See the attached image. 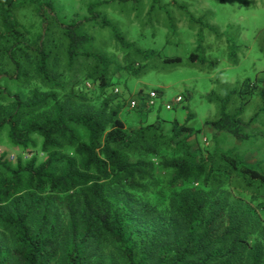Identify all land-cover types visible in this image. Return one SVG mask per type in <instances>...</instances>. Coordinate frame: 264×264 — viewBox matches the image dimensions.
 <instances>
[{"label":"trees","instance_id":"obj_1","mask_svg":"<svg viewBox=\"0 0 264 264\" xmlns=\"http://www.w3.org/2000/svg\"><path fill=\"white\" fill-rule=\"evenodd\" d=\"M24 4L32 5L39 19L38 33L33 36L15 15ZM90 18L93 16L63 24L48 0H0V54L10 65L7 77L17 79L22 74L21 62L28 58L50 88L33 89L28 102L14 94L12 107L5 114L0 111V130H6L12 145L34 146L35 135L41 139L39 150L44 154L39 162L30 156L23 163L17 158L14 166L0 158V204L10 202L12 210L0 209V222L12 228L10 253L0 247V264H91L94 249H87L102 245V241L112 245L122 264H261L260 242H248L246 223L250 226V218L258 217L256 209L264 212V204L257 208L229 205L216 189L231 184L234 177L240 178L243 186L264 188V170L225 151L201 155L196 150L185 157L167 153V147L156 143L160 137L157 123L126 129L117 116L119 105L107 108L102 103L97 111L76 115L66 112L56 88L51 89L44 36L48 26L56 24L71 62L89 40L78 29ZM102 24L109 22L103 18ZM112 30L122 47H131ZM134 51L143 57L151 54ZM84 55L93 61L87 77L104 86L109 61L98 53ZM195 57L188 55L192 60ZM233 92L222 97L218 117L204 122L215 131L243 139L239 111L229 114L223 108ZM259 94L264 101V90ZM141 108L142 112L149 110L141 101L133 109ZM189 117L186 115L184 122ZM181 130L186 135L197 133L186 124H173L171 135ZM155 167L170 172L164 188L170 191L167 209L157 210L156 204L139 197L138 202L128 195L144 193ZM121 194L124 197L119 205ZM51 204L65 218L62 230L67 244L59 256L54 221L48 223ZM38 207L42 209L40 223L31 230L26 220Z\"/></svg>","mask_w":264,"mask_h":264},{"label":"rangeland","instance_id":"obj_2","mask_svg":"<svg viewBox=\"0 0 264 264\" xmlns=\"http://www.w3.org/2000/svg\"><path fill=\"white\" fill-rule=\"evenodd\" d=\"M48 1L60 23L68 24L93 16L79 26L78 32L89 37V40L78 49L77 56L71 62L67 61L64 38L56 24L51 23L44 36V47L49 54L47 69L53 83L51 89L56 88V94L67 113H91L102 107V103L107 108L119 105L117 116L126 129L157 123L156 133L160 137L156 138V143L167 147V153L171 151L175 156L185 157L188 152L196 150L201 155L210 151H225L235 156L238 152H245V148L237 144L240 141V144L253 146L248 150L256 153L253 158L260 157L261 162L248 164L264 170V110L257 122L239 125V131L249 136L245 140L232 139L227 132L215 131L209 124H204V121L218 117L221 99L232 89L234 92L223 102L224 111L229 114L237 110H241V114L244 109V113L246 111L249 115L252 109L255 110V105L262 101L258 91L264 89V0ZM91 3L94 5L90 8ZM15 15L31 36L38 33L39 19L32 5L20 6L15 10ZM103 18L109 25L102 24ZM112 27L131 47L124 48L119 44L113 36ZM2 45L0 43V48ZM134 49L150 51L151 54L143 57ZM86 53H98L109 61L104 86H97L96 79L87 77L93 61L84 55ZM190 53L196 55L193 60L188 58ZM165 58L178 59L164 61ZM134 68L137 71L133 72ZM20 70L22 74L17 79L8 78L10 65L0 54L1 114L12 107L14 94L28 102L32 100L33 89H50L35 73L32 60L25 58ZM114 88L117 92L113 91ZM149 89H155L158 96L154 106L146 110L147 113L142 112L144 108L140 111L128 108L130 98ZM176 95L181 97L180 102L165 109L163 105ZM186 115L191 116L184 122ZM164 121L168 123H162ZM173 124H186L197 133L186 135L181 130L178 135L172 136ZM32 138L35 140L34 146H14L9 142L6 130L1 129V160L10 166H14L17 158L23 163L29 156L34 157L36 162L41 161L44 157L39 150L41 139L35 135ZM169 175L168 170L155 167L152 182L144 193L128 195L137 201L139 197L156 204L157 210L167 209L170 191L164 188ZM219 191L229 205L237 203L239 207L257 208V205L264 204V188L243 186L238 177L232 178L231 184L216 189L218 196ZM48 208V223L54 221V231L57 232L59 256L62 246L67 244L62 230L65 218L53 204ZM0 209L12 213L10 202L1 203ZM41 211V207H38L29 214L26 223L31 230L40 223ZM256 211L258 217L250 218V226L246 223L250 232L247 240L249 243L260 242L261 264H264V212L260 209ZM11 231V227L0 222V247L8 255L12 245ZM101 243L87 249L88 252L94 249L91 264H122L112 245L105 241Z\"/></svg>","mask_w":264,"mask_h":264},{"label":"crops","instance_id":"obj_3","mask_svg":"<svg viewBox=\"0 0 264 264\" xmlns=\"http://www.w3.org/2000/svg\"><path fill=\"white\" fill-rule=\"evenodd\" d=\"M260 82H261V80H260ZM264 83V82H263ZM264 88V87H263ZM262 90H264V89H262ZM261 91V89L258 91V94H259V92ZM259 96H260V94H259ZM261 97V96H260ZM262 100V99H261ZM262 103V104H261ZM256 107L258 108V109H256ZM263 110H264V101H260L258 104H256L255 105V110H251L250 112H249V115H247L248 114V112H246L245 111V113H244V109H242V112H241V114H240V111L241 110H237V111H239V114H238V117H239V119L241 120V126H243V125H247V124H253V123H255V122H257V120H259L260 118H261V116L263 115ZM236 111V112H237ZM236 112H234V113H236ZM230 114H233V113H230ZM262 114V115H261ZM242 115H246L245 117H242ZM191 116V115H190ZM151 122V121H150ZM162 123H168L167 121H164V122H162ZM204 124H205V122H204ZM205 125H207V124H205ZM218 132H222V131H218ZM241 133V132H240ZM241 134H244L245 135V137L242 139V140H245V139H248L249 138V136L248 135H246L245 133H241ZM248 136V137H247ZM254 137V139H257V138H255V136H253ZM231 138L232 139H236V138H234V137H232L231 136ZM258 139H260L261 140V137H259ZM239 140V139H238ZM240 142V141H239ZM239 142H237V144H239L238 146L239 147H244L245 148V152H243V154H241L240 152H238V155H235V156H237V157H239V158H241V159H245L246 160V163H258L259 161H260V159H258V158H260V157H257V158H253V157H255V155H256V153H253V152H248V150H249V148H252L253 146L251 145V144H249V145H245L244 143H242V144H240ZM261 143V142H260ZM258 146H259V143H256ZM235 150V149H234ZM230 151H233V150H230ZM231 154H232V152H231ZM234 155V154H233ZM261 162V161H260Z\"/></svg>","mask_w":264,"mask_h":264},{"label":"built area","instance_id":"obj_4","mask_svg":"<svg viewBox=\"0 0 264 264\" xmlns=\"http://www.w3.org/2000/svg\"><path fill=\"white\" fill-rule=\"evenodd\" d=\"M114 92H117V89H113ZM158 96V92L155 89H149L144 93H136L132 98L128 100L127 106L130 109L136 108L141 101L145 108H151L155 104V99ZM181 97L176 95L172 101L166 102L163 107L165 109H170L172 104L180 102Z\"/></svg>","mask_w":264,"mask_h":264}]
</instances>
